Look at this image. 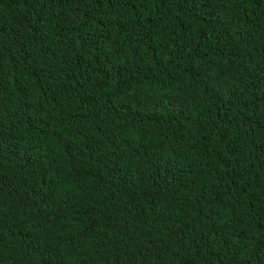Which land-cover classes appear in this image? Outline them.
<instances>
[{"label": "trees", "instance_id": "1", "mask_svg": "<svg viewBox=\"0 0 264 264\" xmlns=\"http://www.w3.org/2000/svg\"><path fill=\"white\" fill-rule=\"evenodd\" d=\"M0 264H264V0H0Z\"/></svg>", "mask_w": 264, "mask_h": 264}]
</instances>
